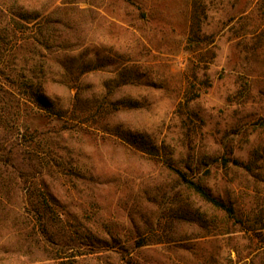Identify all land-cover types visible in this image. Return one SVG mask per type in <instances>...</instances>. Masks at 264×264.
Wrapping results in <instances>:
<instances>
[{
    "label": "rangeland",
    "instance_id": "obj_1",
    "mask_svg": "<svg viewBox=\"0 0 264 264\" xmlns=\"http://www.w3.org/2000/svg\"><path fill=\"white\" fill-rule=\"evenodd\" d=\"M2 3L54 110L0 76V264H264V0Z\"/></svg>",
    "mask_w": 264,
    "mask_h": 264
},
{
    "label": "trees",
    "instance_id": "obj_2",
    "mask_svg": "<svg viewBox=\"0 0 264 264\" xmlns=\"http://www.w3.org/2000/svg\"><path fill=\"white\" fill-rule=\"evenodd\" d=\"M3 0H0V64L3 60L12 58L15 50L19 49L23 42L21 38L24 36V30L27 27L25 23H31L38 18V15L33 13H27L21 8L5 7ZM41 32H36L33 39V44L37 40ZM23 40V39H22ZM16 71V70H15ZM13 69L10 71L2 70L1 77L17 92H9V96L14 98L17 97L23 99L25 102H29L39 109L46 111H53L54 106L46 93L43 92L39 85H34L33 78L27 77L22 72H15ZM2 104V112L5 119H9L13 115L12 107L7 108L9 101H3V96L0 95V103ZM10 107V106H9ZM181 181L186 187L192 191L193 194L200 197L205 202L209 203L216 209L222 210L229 218H236L235 211L232 206L225 204L219 199L213 197L200 183L193 179L187 178L184 174L177 172ZM41 226H43L41 224ZM64 264V263H62Z\"/></svg>",
    "mask_w": 264,
    "mask_h": 264
}]
</instances>
